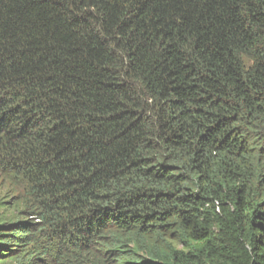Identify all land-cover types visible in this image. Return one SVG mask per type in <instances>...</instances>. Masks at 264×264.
Masks as SVG:
<instances>
[{"label":"trees","instance_id":"trees-1","mask_svg":"<svg viewBox=\"0 0 264 264\" xmlns=\"http://www.w3.org/2000/svg\"><path fill=\"white\" fill-rule=\"evenodd\" d=\"M0 183V264H264V0H0Z\"/></svg>","mask_w":264,"mask_h":264},{"label":"rangeland","instance_id":"rangeland-1","mask_svg":"<svg viewBox=\"0 0 264 264\" xmlns=\"http://www.w3.org/2000/svg\"><path fill=\"white\" fill-rule=\"evenodd\" d=\"M15 196H16V194L14 193L13 190L8 188L6 185H1V183H0V203H1V201L7 202L10 200H13V197H15ZM4 215H5V217L8 216L7 212H4L3 208L0 205V217H2L0 219H5Z\"/></svg>","mask_w":264,"mask_h":264}]
</instances>
